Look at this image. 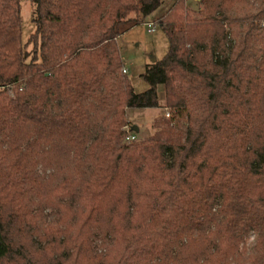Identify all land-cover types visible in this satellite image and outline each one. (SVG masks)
Instances as JSON below:
<instances>
[{"label": "trees", "instance_id": "trees-1", "mask_svg": "<svg viewBox=\"0 0 264 264\" xmlns=\"http://www.w3.org/2000/svg\"><path fill=\"white\" fill-rule=\"evenodd\" d=\"M30 1L24 45L0 0V264H264V0H172L139 94L118 39L169 0Z\"/></svg>", "mask_w": 264, "mask_h": 264}, {"label": "rangeland", "instance_id": "rangeland-1", "mask_svg": "<svg viewBox=\"0 0 264 264\" xmlns=\"http://www.w3.org/2000/svg\"><path fill=\"white\" fill-rule=\"evenodd\" d=\"M198 1V0H197ZM172 0L156 11L145 22H153L171 6ZM186 5L192 9H197L195 0H186ZM34 7L30 0H20V17L22 28V44H26L28 38L34 33L35 26L32 23ZM118 47L128 75L131 79L135 93H143L149 89V85L143 79L145 66L154 61L161 60L168 50V41L162 30L156 26L153 34L147 33V27L140 24L125 31L118 39ZM31 45L26 51L31 50ZM124 67V69H125ZM158 98L163 104L164 88L158 87ZM167 109H146L128 110L126 117L130 124V129L137 127L139 131L135 136L137 140L147 138L155 131L157 123L168 120L163 119Z\"/></svg>", "mask_w": 264, "mask_h": 264}, {"label": "built area", "instance_id": "built-area-1", "mask_svg": "<svg viewBox=\"0 0 264 264\" xmlns=\"http://www.w3.org/2000/svg\"><path fill=\"white\" fill-rule=\"evenodd\" d=\"M144 25L147 27V33L148 34H153L154 33L155 27H156V24L155 23H153V22H146ZM126 72H127V70L126 69H123V73H126ZM164 118L165 119H169L170 118V111L169 110H166L165 111L163 119ZM130 130H131L130 128H127V131L129 132V135L127 137V141L132 142V141H135L136 136L134 134H132L130 132Z\"/></svg>", "mask_w": 264, "mask_h": 264}, {"label": "water", "instance_id": "water-1", "mask_svg": "<svg viewBox=\"0 0 264 264\" xmlns=\"http://www.w3.org/2000/svg\"><path fill=\"white\" fill-rule=\"evenodd\" d=\"M132 130H134L136 133L139 131L137 127L133 128Z\"/></svg>", "mask_w": 264, "mask_h": 264}, {"label": "crops", "instance_id": "crops-1", "mask_svg": "<svg viewBox=\"0 0 264 264\" xmlns=\"http://www.w3.org/2000/svg\"><path fill=\"white\" fill-rule=\"evenodd\" d=\"M195 1H197V0H195ZM148 20V19H147ZM125 69L127 70V68L125 67ZM127 72H128V70H127Z\"/></svg>", "mask_w": 264, "mask_h": 264}]
</instances>
